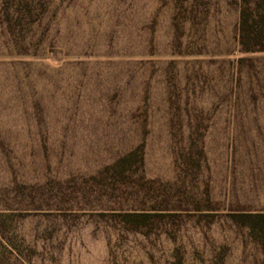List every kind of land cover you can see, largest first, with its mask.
I'll return each mask as SVG.
<instances>
[{
    "label": "rangeland",
    "instance_id": "1",
    "mask_svg": "<svg viewBox=\"0 0 264 264\" xmlns=\"http://www.w3.org/2000/svg\"><path fill=\"white\" fill-rule=\"evenodd\" d=\"M245 8L0 0V264H264L233 219L264 213Z\"/></svg>",
    "mask_w": 264,
    "mask_h": 264
},
{
    "label": "trees",
    "instance_id": "2",
    "mask_svg": "<svg viewBox=\"0 0 264 264\" xmlns=\"http://www.w3.org/2000/svg\"><path fill=\"white\" fill-rule=\"evenodd\" d=\"M245 10L241 13L238 25L239 45L244 52L251 49L264 51V0H244ZM251 3V7H249ZM133 154L122 157L115 165L118 172L128 170ZM236 222L248 227L249 234L264 246V213H238L233 215ZM170 264H181L174 261Z\"/></svg>",
    "mask_w": 264,
    "mask_h": 264
}]
</instances>
